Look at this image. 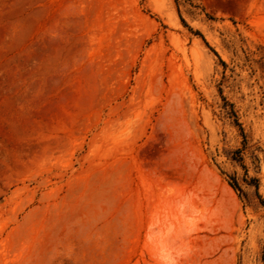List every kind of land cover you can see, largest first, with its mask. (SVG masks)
Here are the masks:
<instances>
[{"label": "rangeland", "instance_id": "rangeland-1", "mask_svg": "<svg viewBox=\"0 0 264 264\" xmlns=\"http://www.w3.org/2000/svg\"><path fill=\"white\" fill-rule=\"evenodd\" d=\"M263 255L264 0H0V264Z\"/></svg>", "mask_w": 264, "mask_h": 264}, {"label": "trees", "instance_id": "trees-1", "mask_svg": "<svg viewBox=\"0 0 264 264\" xmlns=\"http://www.w3.org/2000/svg\"><path fill=\"white\" fill-rule=\"evenodd\" d=\"M210 16V18H216V17H214V16H212V15H209ZM183 22H185L184 21V19H183ZM186 24V23H185ZM191 28V27H190ZM196 33H198V34H200L203 38H204V40H206L205 39V37H204V35L200 32V31H198V30H196ZM207 42V41H206ZM208 43V42H207ZM212 48V47H211ZM214 50V49H213ZM216 52V51H215ZM232 185L235 187V188H238V186L237 185H235L234 183H232ZM263 258H264V255H263Z\"/></svg>", "mask_w": 264, "mask_h": 264}]
</instances>
